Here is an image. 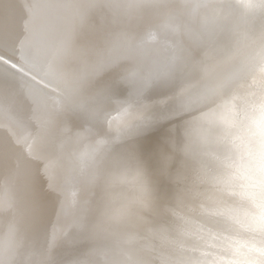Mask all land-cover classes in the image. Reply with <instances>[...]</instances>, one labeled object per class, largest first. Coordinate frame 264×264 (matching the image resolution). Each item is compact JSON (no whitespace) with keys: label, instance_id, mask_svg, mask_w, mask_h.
Instances as JSON below:
<instances>
[{"label":"bare ground","instance_id":"bare-ground-1","mask_svg":"<svg viewBox=\"0 0 264 264\" xmlns=\"http://www.w3.org/2000/svg\"><path fill=\"white\" fill-rule=\"evenodd\" d=\"M48 3L37 23L34 5ZM209 4L192 11L191 5ZM247 0H0V264H81L101 246L88 231L83 183L97 158L132 154L149 172L155 224L175 206L181 108L205 87L193 29L264 34ZM50 50L34 77V36ZM32 29L31 42L24 45ZM224 44L215 72L227 76ZM7 61V63H5ZM41 76L44 79H41ZM55 81L42 104L31 81ZM178 159V157H177Z\"/></svg>","mask_w":264,"mask_h":264},{"label":"clouds","instance_id":"clouds-1","mask_svg":"<svg viewBox=\"0 0 264 264\" xmlns=\"http://www.w3.org/2000/svg\"><path fill=\"white\" fill-rule=\"evenodd\" d=\"M246 6L264 11V0ZM189 38L205 49L193 70L207 83L182 106L180 146L166 163L165 171L176 163L170 220L149 219L155 188L137 157H99L87 168L83 191L86 227L101 246L81 264H264V34L193 29ZM226 43L234 49L227 76L214 71ZM32 47L35 77L50 50L43 26ZM31 83L42 104L49 88L56 89L51 80L48 87L35 78Z\"/></svg>","mask_w":264,"mask_h":264},{"label":"snow or ice","instance_id":"snow-or-ice-1","mask_svg":"<svg viewBox=\"0 0 264 264\" xmlns=\"http://www.w3.org/2000/svg\"><path fill=\"white\" fill-rule=\"evenodd\" d=\"M33 7H34V9L36 10V11L34 12V15H33V23L35 24V23H37V22L39 21L40 16H41L43 10H44L46 7H52V5H48V6H46V5H43V4H37V5H34ZM31 38H32V29L30 28V29H29V36H28V38L25 40L24 45H22V46H27V45L31 42ZM5 63H7V61H5Z\"/></svg>","mask_w":264,"mask_h":264}]
</instances>
